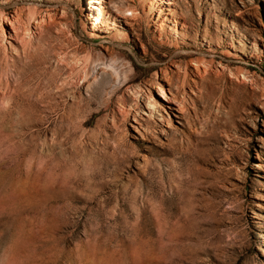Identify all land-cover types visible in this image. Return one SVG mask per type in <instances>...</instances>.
Instances as JSON below:
<instances>
[{
	"label": "rangeland",
	"instance_id": "374dc122",
	"mask_svg": "<svg viewBox=\"0 0 264 264\" xmlns=\"http://www.w3.org/2000/svg\"><path fill=\"white\" fill-rule=\"evenodd\" d=\"M0 264H264V0H0Z\"/></svg>",
	"mask_w": 264,
	"mask_h": 264
},
{
	"label": "bare ground",
	"instance_id": "6f19581e",
	"mask_svg": "<svg viewBox=\"0 0 264 264\" xmlns=\"http://www.w3.org/2000/svg\"><path fill=\"white\" fill-rule=\"evenodd\" d=\"M18 36V35H17ZM7 39H10V40H14L16 39V33L14 32V30L12 29L11 25H10V30L8 28V31H7Z\"/></svg>",
	"mask_w": 264,
	"mask_h": 264
}]
</instances>
